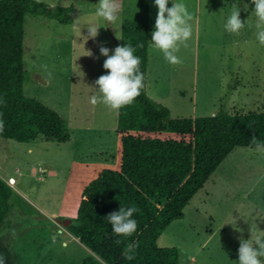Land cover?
<instances>
[{"label":"rangeland","instance_id":"374dc122","mask_svg":"<svg viewBox=\"0 0 264 264\" xmlns=\"http://www.w3.org/2000/svg\"><path fill=\"white\" fill-rule=\"evenodd\" d=\"M41 2L73 6L75 18L71 24H61L25 15L23 91L67 121L71 140L19 143L0 137V178L16 181L11 210L0 224V257L9 264H81L91 252L66 232L62 221L75 222L84 186L101 167L115 168L119 151L117 113L89 103L90 87L106 74L102 67L106 57L100 55L99 46L112 50L119 45L116 36L121 38L125 19L147 25V93L173 118L208 117L220 110L262 112L264 46L255 37L251 0H185L192 13V37L178 53L183 63L175 66L151 46L157 13L153 0H120L116 23L95 16L98 0ZM233 5L240 7V19H247L238 35L224 29ZM90 24L100 27L99 35L84 41ZM89 50L92 56H84ZM183 215L162 233L159 247H176L179 264H238L240 240L249 239L250 230L264 235V152L235 148Z\"/></svg>","mask_w":264,"mask_h":264},{"label":"trees","instance_id":"16d2710c","mask_svg":"<svg viewBox=\"0 0 264 264\" xmlns=\"http://www.w3.org/2000/svg\"><path fill=\"white\" fill-rule=\"evenodd\" d=\"M27 13L61 24H71L75 18L73 6L0 0V119L4 122L0 137L19 143L38 138L66 143L71 140L67 121L23 91ZM149 37L147 25L123 21L118 46L144 45L134 53L141 59L144 88L132 105L117 113L116 167H101L84 187L76 220L66 228L91 252L81 264H179L176 247L158 246L162 233L173 221L183 219L184 208L235 148H256L250 143L253 136L264 144V110L173 118L166 106L151 98L146 89ZM163 133L171 135L163 138ZM11 195L12 188L0 178V224L11 210ZM133 205L139 208L133 216L137 231L131 237L114 236L106 216ZM116 239L122 243L116 245ZM137 241L135 259L126 260L125 246ZM3 264L9 263L3 259Z\"/></svg>","mask_w":264,"mask_h":264},{"label":"clouds","instance_id":"9594fccd","mask_svg":"<svg viewBox=\"0 0 264 264\" xmlns=\"http://www.w3.org/2000/svg\"><path fill=\"white\" fill-rule=\"evenodd\" d=\"M37 4L41 0H35ZM154 0V6L157 8L154 30L151 32V46L162 53L164 60L171 65H180L183 60L178 53L181 47H188V41L192 37V13L189 11L185 0ZM252 15L255 17L254 27L256 29L255 37L259 45L264 46V0H251ZM55 8L56 5H49ZM76 7L79 9L80 4ZM245 12L248 11V5H244ZM122 11L120 0H98L95 4V16L107 23H116L119 19V13ZM240 7L233 5L230 15L226 19L224 29L230 34H239L245 28L247 19H240ZM248 27H253L248 24ZM100 27L95 24L87 26V39H95L99 33ZM77 30L80 31L77 25ZM119 40L120 37L116 36ZM144 45L138 44L136 47L130 44L116 46L110 50L108 47L99 46L100 55L106 57L103 61V69L106 74L100 75L95 80V87H90L93 94L89 97V103L92 106L103 105L109 111L118 113L123 107L132 105L141 95L144 88V74L140 69L141 59L134 55L136 48H142ZM84 47V46H83ZM112 52L109 55V52ZM87 55L92 56V52L86 51ZM80 57V56H79ZM45 69L47 66H44ZM51 76V73H49ZM4 130V122L0 119V132ZM252 145H255L257 151L264 152V144L252 137ZM139 212L135 205L130 207H120L106 216L114 236L131 237L137 231V221L133 218L134 214ZM63 227V226H59ZM116 245L122 243L121 239L114 241ZM139 242L128 243L123 256L126 260H133L136 256V248ZM264 257V237L256 235L250 230V238L241 239L238 248V264H264L261 258ZM0 264L3 259L0 258Z\"/></svg>","mask_w":264,"mask_h":264},{"label":"crops","instance_id":"0c3cea01","mask_svg":"<svg viewBox=\"0 0 264 264\" xmlns=\"http://www.w3.org/2000/svg\"><path fill=\"white\" fill-rule=\"evenodd\" d=\"M40 167H41V166H40ZM41 170H43L42 167H41ZM98 171H99V170H98ZM9 179H10V178H9ZM12 179H14V178H12ZM14 180H15V179H14ZM6 183L8 184V182H6ZM15 183H16V181H15ZM8 185H9V184H8ZM14 185H15V184H14ZM9 186H10V185H9ZM10 187H13V186H10ZM84 187H85V186H84ZM198 192H199V191H198ZM198 192H197V193H198ZM197 193H196V194H197ZM196 194H195V195H196ZM195 195H194V196H195ZM193 198H194V197H193ZM193 198H192L191 200H193ZM191 200H190V201H191ZM66 232H67L69 235H71L72 237H74L77 241H79L78 238H76L75 236H73L72 234H70L67 230H66ZM246 232H247V230H244V233H246ZM213 234H214V233H209V236H212ZM262 237H263V236H262ZM79 242H80V241H79Z\"/></svg>","mask_w":264,"mask_h":264},{"label":"water","instance_id":"95a60500","mask_svg":"<svg viewBox=\"0 0 264 264\" xmlns=\"http://www.w3.org/2000/svg\"><path fill=\"white\" fill-rule=\"evenodd\" d=\"M71 223H72V221H70V220H63V221H62V225H63L64 227H68Z\"/></svg>","mask_w":264,"mask_h":264},{"label":"built area","instance_id":"2783aa9c","mask_svg":"<svg viewBox=\"0 0 264 264\" xmlns=\"http://www.w3.org/2000/svg\"><path fill=\"white\" fill-rule=\"evenodd\" d=\"M14 182H15V180L12 179V178L8 180V184H9L10 186H13V185H14Z\"/></svg>","mask_w":264,"mask_h":264},{"label":"bare ground","instance_id":"6f19581e","mask_svg":"<svg viewBox=\"0 0 264 264\" xmlns=\"http://www.w3.org/2000/svg\"><path fill=\"white\" fill-rule=\"evenodd\" d=\"M11 179V178H10ZM14 184H15V182H14ZM55 206H57V205H55ZM59 208V207H58ZM65 210V209H64ZM60 212H61V210H60Z\"/></svg>","mask_w":264,"mask_h":264}]
</instances>
